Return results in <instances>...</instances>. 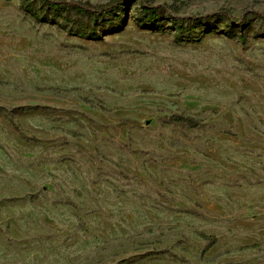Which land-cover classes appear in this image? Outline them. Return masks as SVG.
<instances>
[{
    "label": "rangeland",
    "instance_id": "374dc122",
    "mask_svg": "<svg viewBox=\"0 0 264 264\" xmlns=\"http://www.w3.org/2000/svg\"><path fill=\"white\" fill-rule=\"evenodd\" d=\"M21 1L0 0V264H264L241 249L264 240V0H151L244 17L234 38L143 29L135 2L95 40Z\"/></svg>",
    "mask_w": 264,
    "mask_h": 264
},
{
    "label": "trees",
    "instance_id": "16d2710c",
    "mask_svg": "<svg viewBox=\"0 0 264 264\" xmlns=\"http://www.w3.org/2000/svg\"><path fill=\"white\" fill-rule=\"evenodd\" d=\"M43 6L44 12L53 18L61 19L63 22L76 26V33L91 40L98 39L101 33L114 32L120 25L123 15H125L131 4L138 6L135 22L143 29L151 31L169 30L179 37H191L199 32V28L204 29V33L211 32L212 29H205L206 19L225 21L226 29L222 33L229 38L236 36V28L244 22V17L233 18L225 11L213 12L205 16H179L166 4H154L151 0H109L104 4H91L89 2L67 1V0H37ZM25 9L34 17L37 13L33 11L31 3L22 0ZM69 15L78 17L70 19ZM260 18L264 15L259 14ZM167 123L184 124L190 128H197L200 121L192 117L181 115L171 116ZM206 245L204 252L209 250L217 242L216 237L211 235H199ZM264 245V240L259 244L245 246L241 249H254Z\"/></svg>",
    "mask_w": 264,
    "mask_h": 264
}]
</instances>
